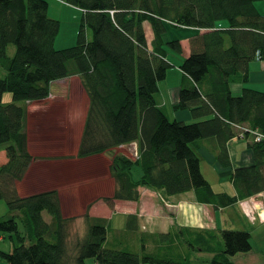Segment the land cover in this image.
I'll return each instance as SVG.
<instances>
[{
	"label": "trees",
	"instance_id": "obj_1",
	"mask_svg": "<svg viewBox=\"0 0 264 264\" xmlns=\"http://www.w3.org/2000/svg\"><path fill=\"white\" fill-rule=\"evenodd\" d=\"M83 10L78 43L57 50L60 21L49 16V0H0V200L7 201L10 215L0 219V238L5 233L13 241L12 251L0 249L3 264H191L193 250L183 255L179 249L169 254L151 252L147 239L134 252L129 247L107 244L109 222L86 216L87 230L69 253L71 221L61 212L59 193L47 191L23 198L21 181L33 163L25 129L26 102L43 101L50 95L53 81L78 74L90 96V109L79 146L80 157L130 145L139 146L138 158L115 156L111 166L117 182L112 199L140 201V188L163 190L170 196L193 191L197 202L216 210L264 192V140L256 142L251 132L244 141L254 153V164L232 172L236 193H217L202 172L197 149L206 140L217 142V162L232 165L228 143L240 128L264 134V91L247 84L250 63L264 60V14L259 0H58ZM226 20L228 26L220 28ZM152 27L151 45L145 23ZM193 27L205 32L190 40V54L180 69L185 81L175 109L191 112L195 123L171 121L159 102L160 84L172 63L167 48L181 54V40L166 42L168 27ZM87 29L92 39H87ZM15 46L14 56L9 48ZM167 47V48H166ZM241 79L243 91L233 95L231 84ZM12 94L6 104L4 95ZM1 151V149H0ZM1 153V152H0ZM140 167L143 175L133 177ZM23 217L34 242L20 230ZM43 214H49L47 222ZM126 232L138 230V216L127 219ZM189 247H194L191 229H183ZM213 233L200 234L207 242ZM221 250L208 264H235V255L249 253L252 237L248 231L221 230ZM172 234H160L168 243ZM17 240V242H16ZM199 240V239H198ZM200 241V240H199ZM185 242V241H184ZM199 243V242H196Z\"/></svg>",
	"mask_w": 264,
	"mask_h": 264
},
{
	"label": "crops",
	"instance_id": "obj_2",
	"mask_svg": "<svg viewBox=\"0 0 264 264\" xmlns=\"http://www.w3.org/2000/svg\"><path fill=\"white\" fill-rule=\"evenodd\" d=\"M49 3V16L60 20L57 18L58 14H54L53 8L56 5L60 6L62 2L50 0ZM256 6L264 14L263 9L260 8V6L263 8L264 0H259ZM227 26L222 27V24L219 23L218 27L223 29ZM144 27L146 38L151 45L154 40L152 27L148 22L144 24ZM169 29L177 35L169 40H181L182 42L183 61L190 54L191 38L205 32L203 29L199 30L193 27L175 28L169 25L164 36L166 42H169L166 38ZM183 61H181L179 69ZM249 76L250 80L247 85L255 90L264 91V60L257 57L250 63ZM182 79L183 84L184 74ZM182 84L171 90L172 105L169 107L163 91H161V82L159 102L168 112L171 121L195 123L190 111L175 109L179 103L178 97ZM231 88L234 96L241 95L244 89L241 79L232 83ZM5 99L4 95V102ZM7 104H11V102L8 101ZM90 106V96L83 84L82 77L78 74L53 81L50 95L43 101L25 103L28 151L34 159L27 169L25 177L16 182L21 197L26 198L47 191H56L59 193L63 217L66 220L81 221L83 219L80 223L83 225L84 235L87 230L86 216L103 218L110 224L107 241L109 246H126L136 252L142 248L141 240L147 239L146 248L151 252L157 250L156 252L161 251L164 254H169V251L174 248L186 255L193 250L192 256L196 255L202 258L203 264H208L216 252L221 250L222 240L219 236L221 230L248 231L252 237L253 250L245 255H235L230 260L235 264H264L262 248L264 247V192L241 200L230 207L216 210L210 204L205 205L197 202L193 191L170 196L163 190H154L144 186V188H140V201H115L113 206L109 205L105 199H112L117 191V182L111 168L115 156L123 155L128 159L136 160L139 146L133 142L108 152L80 157L78 155L79 145L82 141ZM4 148V145L0 148V167L5 161V158H2ZM216 149L217 142L215 140H206L198 151L201 154V164L202 158H204L214 169L218 185L222 186L221 190L217 191L213 182L209 178L206 179L213 185L217 193L227 192L229 195H234L236 190L231 183L232 172L240 167H249L254 164V153L249 147L248 141L234 138L228 143L232 165L224 167L217 162ZM142 175V169L135 166L133 177L140 179ZM224 188H228L229 191ZM16 214L22 216L20 213ZM135 214L138 216V230L134 234L126 232L128 216ZM43 215L47 222L51 220L49 214ZM70 224V234L75 233L72 231L74 226L72 223ZM183 229H191L192 239L196 238V242L199 243L194 242V247L189 249L186 244L188 237L184 238ZM168 233L172 234L171 241L161 243L159 235ZM209 233L214 234V241L207 242L208 236L200 238V234L208 235ZM0 241L3 239L0 238Z\"/></svg>",
	"mask_w": 264,
	"mask_h": 264
},
{
	"label": "rangeland",
	"instance_id": "obj_3",
	"mask_svg": "<svg viewBox=\"0 0 264 264\" xmlns=\"http://www.w3.org/2000/svg\"><path fill=\"white\" fill-rule=\"evenodd\" d=\"M50 2V0H49ZM63 7V8H61ZM261 9H263L264 11V6L262 8V6H260ZM53 12L54 14H58L57 18H59L60 20V32L58 34V37L56 39V44H55V48L57 50H62L65 48H72L73 46L77 45L78 43V35L80 32V28L82 26V22H83V10L81 11L80 9H77L73 6L68 5L67 3H61V5H56L53 8ZM58 20V19H56ZM223 26H227L228 23L226 22V20H223L222 22H220ZM177 37V35L174 33V31L169 29V33L167 34L166 38L169 40V38H175ZM87 39L91 40L92 39V32L90 30L87 29ZM167 48V47H166ZM168 51V61L171 62L173 64V67H171V69L169 70L167 77L165 80L162 81V88L161 91H163L164 97L168 103V106L171 107L172 105V101L171 100V95L170 92L172 89H175L176 87H179L182 84L183 81V73L181 71V69H179V65L181 63V61H183L184 59V55L177 53L176 51L172 50L171 48H167ZM16 52V48L15 46H11L9 48V55L14 56ZM6 71L4 69H0V77L5 75ZM5 102L6 104L8 103V101L13 102V98H12V94L7 93L5 95ZM80 146V145H79ZM80 149V148H79ZM197 153L199 154V151L197 149ZM201 156V154H199ZM202 164H203V173L204 175H206V178L210 179V181L213 182V185H215V188L217 191L221 190L220 185H218L217 179H216V174L214 172V169L210 166V164H208V161L204 160V158H202ZM226 187V186H224ZM228 187V186H227ZM226 191H229L228 188H224ZM10 213V208L9 205H7V201L5 200H0V219L2 218H6L7 216H9ZM15 216H18L17 214ZM236 219V218H235ZM17 220L19 222V226H20V230L23 234V237H26L27 242L26 245H30L31 243L34 242V237L30 236L29 233V229L28 227L24 224V220L22 216H18ZM83 219H81L82 221ZM81 221L79 220H75L73 219L71 221L72 226H74L72 228V231H75V233H71L70 234V238H69V242H68V246H69V253L72 254L73 250L76 247V243L82 239L83 236H85L83 234V225L80 223ZM237 224V223H236ZM236 228V227H234ZM86 233V232H85ZM3 241H0V249L2 251H12L13 250V241L10 238V235L8 233H5L3 235ZM17 242V240H16ZM263 248V252H264V247ZM260 247V250L262 249ZM157 250H155L156 252ZM245 255V253H244ZM243 259V258H241ZM191 264H203L204 262L202 261V258L194 255L191 257L190 260ZM87 264H94V260L93 259H89L87 261Z\"/></svg>",
	"mask_w": 264,
	"mask_h": 264
},
{
	"label": "built area",
	"instance_id": "obj_4",
	"mask_svg": "<svg viewBox=\"0 0 264 264\" xmlns=\"http://www.w3.org/2000/svg\"><path fill=\"white\" fill-rule=\"evenodd\" d=\"M240 130H241V132H240L239 136L236 138L238 140L239 139L244 140L245 132H249V131L251 132V134L253 136V139L256 142H260V141H263L264 140V134H262L259 131H256V130H247L244 127H241ZM0 264H3L1 260H0Z\"/></svg>",
	"mask_w": 264,
	"mask_h": 264
}]
</instances>
